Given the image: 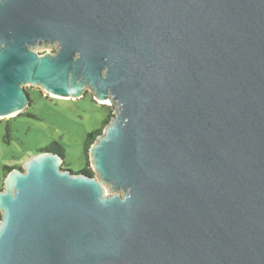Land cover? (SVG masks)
I'll return each mask as SVG.
<instances>
[{
  "label": "water",
  "instance_id": "95a60500",
  "mask_svg": "<svg viewBox=\"0 0 264 264\" xmlns=\"http://www.w3.org/2000/svg\"><path fill=\"white\" fill-rule=\"evenodd\" d=\"M28 85L115 109L94 175L7 172L0 264H264V0H0V118Z\"/></svg>",
  "mask_w": 264,
  "mask_h": 264
},
{
  "label": "rangeland",
  "instance_id": "374dc122",
  "mask_svg": "<svg viewBox=\"0 0 264 264\" xmlns=\"http://www.w3.org/2000/svg\"><path fill=\"white\" fill-rule=\"evenodd\" d=\"M50 47H37L39 52ZM32 105L14 117L0 118V189L4 186L5 166L23 168L24 162L42 153L52 142L57 141L65 148L67 168L79 171L86 166L84 140L88 133L99 129L107 114L113 110L112 102H99L91 90L85 91L80 99H70L46 92L42 87L28 85ZM91 167V161L89 159ZM113 193L110 189L106 194Z\"/></svg>",
  "mask_w": 264,
  "mask_h": 264
},
{
  "label": "trees",
  "instance_id": "16d2710c",
  "mask_svg": "<svg viewBox=\"0 0 264 264\" xmlns=\"http://www.w3.org/2000/svg\"><path fill=\"white\" fill-rule=\"evenodd\" d=\"M103 107H107V114H106V117L103 121L102 126L99 129H96L95 131L88 133V135L86 136V138L84 140V144H83L84 155H85V159H86V166L84 168L80 169L79 171L85 172L89 175H94V172L92 171V168L90 167V164H89V147L95 141L96 137L102 133L105 125L111 120V118L114 115L113 114L114 110L112 108H110L109 106H103ZM13 119H16V118L14 117ZM46 151L59 153L60 155H63L64 158L66 157V153H65L66 150H65L64 146L57 141H54L50 145H48L46 148L41 149V152H46ZM65 166H67V164H66V162L65 163L63 162V164H62L63 169L69 170L72 172H76L72 168H67ZM13 168L14 167H12V166H5L4 170L7 173ZM0 219H1V213H0Z\"/></svg>",
  "mask_w": 264,
  "mask_h": 264
},
{
  "label": "snow or ice",
  "instance_id": "6c2138e0",
  "mask_svg": "<svg viewBox=\"0 0 264 264\" xmlns=\"http://www.w3.org/2000/svg\"><path fill=\"white\" fill-rule=\"evenodd\" d=\"M0 227H2V226H0Z\"/></svg>",
  "mask_w": 264,
  "mask_h": 264
}]
</instances>
